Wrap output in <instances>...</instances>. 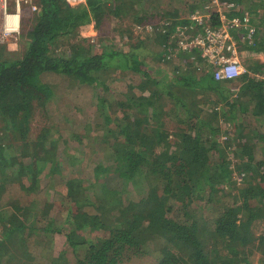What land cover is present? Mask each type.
<instances>
[{
    "label": "trees",
    "instance_id": "1",
    "mask_svg": "<svg viewBox=\"0 0 264 264\" xmlns=\"http://www.w3.org/2000/svg\"><path fill=\"white\" fill-rule=\"evenodd\" d=\"M36 1L41 4L39 12L28 30L21 29L22 51L11 55L5 46H0V118L9 125L2 137H8L10 132L16 141H0V195L11 177L10 167L22 157H32L39 142H47L54 150H60L59 154L48 159L37 156L34 169L28 168L20 177V189L31 186L29 179L34 185V180L46 175V170L48 177L59 175L61 181L71 177L63 200L73 201L85 216L68 213L67 221L57 223L55 214L60 210L56 205L44 203L40 208L36 204L25 207L10 203L0 208V264H49L34 251L43 244L45 235L55 233L66 240L67 253L74 264H133L152 257L156 264H248L253 251L264 255V230L255 234L256 222H263L264 227V155L257 164V178L251 182L243 184L250 174L237 169L243 174L241 185H237L221 149L227 142H243L240 159L249 156V151L264 154V124L246 132V112L234 107L230 85L215 82L204 66L205 70L189 66L190 54L178 55L184 60L168 66L170 75L162 81L152 77L146 69L148 63L137 55L146 52L149 62L154 59L169 65L172 34L176 27L189 26L187 18L174 15L166 19L165 35H147L156 36L153 44L149 37H139L138 44L127 52L110 45L93 51L78 33L91 25L99 27L112 11L122 16L123 12L137 9L136 15H141L136 8L139 0H85L76 6H69L64 0ZM192 1L198 2L195 8L191 5L190 12L202 9L205 3ZM225 1L250 15L255 35L253 46L244 45V50L264 54V0ZM144 15L137 24H144L150 17ZM62 44L66 47L61 50ZM108 69L132 72L141 79L135 88H129L139 94L135 91L130 97H123L128 109L121 112V117L115 115L106 120L105 100L98 98L90 106L102 118L93 123L90 134L82 126H74L75 112L60 118L58 114L29 142L34 103L40 97L49 100L54 96L53 85L44 84L42 78L78 81L77 84L94 90L105 86L102 75L97 74ZM248 70L264 75V63L249 62ZM239 92L240 102L248 97L253 103V114L250 112L249 116L264 121V82L245 75ZM207 96L212 100L201 103V98ZM208 103L212 106L206 107ZM147 106L155 107L154 121L138 128L131 113ZM86 109L87 106L82 110L93 114V109ZM164 117H178L184 127L170 133ZM239 119H243L241 124ZM221 123L232 126L233 132L222 129ZM78 133L82 135L78 137ZM222 137L226 139L221 140ZM253 138L257 141L249 146ZM85 142L96 144L90 147ZM83 159V164L91 168V175L103 169L102 180L95 183L100 187L98 195L95 188H90V180L79 176L78 171L86 170L81 165ZM85 184L87 187L81 188ZM227 189L234 193L230 195ZM124 191L127 194L122 200ZM196 202L199 207L194 210L192 205ZM161 204L165 210L158 212ZM177 204L180 209L175 214ZM91 205L96 215L86 211ZM17 231L23 236H16ZM250 245L252 250L247 248ZM213 252L218 258L210 256Z\"/></svg>",
    "mask_w": 264,
    "mask_h": 264
},
{
    "label": "rangeland",
    "instance_id": "2",
    "mask_svg": "<svg viewBox=\"0 0 264 264\" xmlns=\"http://www.w3.org/2000/svg\"><path fill=\"white\" fill-rule=\"evenodd\" d=\"M249 1L250 3H252V2H259L260 0H249ZM197 2L198 1H192V0H139L136 8H139L138 12L141 13V15H143L144 13H145L144 16L150 14V17L146 18V20L144 21L145 23L147 22L155 23L156 21L157 22L164 21L166 19L169 20L174 15H177L178 19L180 18L186 19L191 10L190 8L191 5L194 4L193 8H195L197 7L195 5V3ZM111 10L113 9L111 8ZM136 11L137 9L129 13L128 10L127 13L123 12L122 16H117L112 11L111 15H109L99 27L98 26L96 27L95 25H91L87 29H84L81 32H79L78 33V36L80 37L79 39L84 40L85 45L89 44L91 50L93 51H100L104 46L110 45L114 49L127 52L131 47H134L135 45L138 44L139 37H143V38L149 37L150 42L152 44L155 43L154 39L156 36L152 37V36H147L146 34L141 35L143 33L135 31V27L137 25H142V24H137L138 22L137 19L141 17V15H136ZM159 12H161V14ZM34 17H36V14H31L27 10H24V16L21 21V29L28 30L29 26L34 20ZM5 47H6V51L9 52L11 55L12 53H20L22 51V48L19 45V40L16 47L10 48L9 50L7 49V46ZM63 47H66V45L63 44L60 45L59 49L62 50ZM244 49L246 48L242 47L240 49L242 54L247 53ZM248 53L250 54V52ZM137 55L138 57H142L143 61L145 60V62L148 63L146 69L150 70V73L153 74L152 77L156 78L159 81L160 80L162 81L164 77H169L170 75L169 73L171 71H170V67L168 66H173L177 64L176 61L182 62L184 60V56L179 57L180 56L179 55L177 56L178 58L173 56L169 61V65H165L152 58H151L152 60H150L149 62L150 55H148V53L146 52L137 53ZM101 75H102L101 80H104L105 86L95 88L94 90H92V88H88L84 86V84L82 85L77 84L78 81L72 82V81L62 80L63 81L62 82L61 78L60 79L42 78V82H44V84L50 83L51 85H53L52 88H53L54 96H52L51 99L49 100L45 97L42 98L40 97L38 103H34L35 110L32 115L31 123H30V133L28 135L29 142L34 140V138H36L40 130L48 122L52 123V120L56 118V115L58 114L60 118L61 115L62 117L64 115L68 117L70 115H73V113L75 112L77 120L76 122H74L75 124L74 126H76V124L78 126L80 125L82 126L83 129L87 131L88 134H90L93 123H95L98 118H102L101 116L99 117L100 113L98 112V110H94V108L90 106L98 98H102L105 100L106 120L107 119L111 120L115 118V115L121 117V112L126 111V109H128V104L127 102H123L124 100L123 97L134 93L136 89H134L133 92L130 91L129 88L131 86L135 88V86H137V84L141 79L139 78L138 74H134L132 72H126L122 69H108L105 70L104 72L97 74V76H101ZM135 93L139 94L138 91H136ZM208 99L212 100V97L207 96L205 99L202 97L200 102L206 103L207 101H209ZM118 101L120 107L116 109V103ZM73 106L76 107V109H74ZM86 106L87 109L91 108L94 110L92 115L87 113V111L85 112L82 110ZM210 106L212 105L210 104L209 106L206 107H210ZM206 107L204 108V110L207 109ZM150 108L151 107L147 106V108L145 107L142 109H136L134 111L132 110L133 112L131 114L134 117V120H136V124H135L136 127L140 128L139 126L142 123L146 124L150 122L152 123L154 121L152 120V118H154L153 111H155V107L153 109ZM158 110L159 109H157L156 111ZM107 112L109 113V115ZM72 119L73 121H75L74 117H72ZM162 120L164 121V124L167 126V130L170 133L177 131L178 128L184 127L183 124H181V121L179 120L178 117H172V118L164 117L162 118ZM63 124H65V122ZM111 125L113 126L114 124L111 122ZM8 128L9 125H7L4 122V120L0 118V135H1L0 138L5 135V131ZM7 135L8 137L6 136L4 138L2 137L3 139L0 141L4 143L16 142L13 140L14 137L11 136L10 132H8ZM77 135L78 137H80L82 134L78 133ZM220 142L221 141L218 140L217 144H219ZM242 143L243 142H227V144L224 143L223 145H221L223 154H225V159L226 161L229 162L228 169H230L231 175L233 179L236 181L235 183L237 185H241V177H242L237 169H242L247 174H250V178L247 177L246 183L243 184H247L248 182H251L254 178H257L255 176L256 173L258 172L257 164L258 161L263 159V155H264L263 152L261 151L258 152L253 151V153L249 151L248 152V154H250L249 156L243 155L242 159H240L239 151L243 147ZM253 143L255 142H249V146ZM84 144L85 145L90 144L91 147L96 143L85 142ZM244 144H246V142H244ZM59 152L58 150H54V146L49 145L47 142L45 143L41 142V144L39 142L37 144L36 149H33L32 157L28 158V156H25L22 157L21 159H18L19 161L18 164L16 166L10 167L11 177L7 180L6 184L2 188V190H4L3 192L4 194L0 195V208L9 206L10 203L21 204L22 206L25 207L30 206L31 204H36L40 208L42 207L41 205H43L44 203L48 204V206L56 205L57 210H60L57 211V213L55 214V216H57L55 218V221L57 223H59L62 220L67 221L68 213L83 214L85 216V212L78 210V207L74 205L73 201L68 203L63 200V196L64 197L66 196V190H68V188L66 187L72 182L71 177L64 179V181H61L62 179L59 177V175H53V177H48V171L46 170V175H43L39 179L38 178L35 179L34 185H32L33 183L32 180L29 179L31 185L29 188H27L26 190H22L19 187L20 177H24L23 175L24 171H26L28 168L34 169L33 161H35L37 156H41V157L43 156L48 159L49 156H54L56 155V153L59 154ZM88 152H90L89 149ZM236 152H238L237 158L235 156ZM85 153L87 154V151H85ZM67 156H71V155L69 154ZM248 158H251V160H249ZM83 162L84 159L81 160L82 163L81 165L86 170L83 171L81 169V172L78 171L79 176L81 178L85 177V179L90 180V184H91L89 185L90 188L91 189L95 188L94 191L96 192V195H98L100 187L95 186V183H98L99 181L102 180L100 174L101 172H103L102 171L103 169L101 171H98L99 173H96L95 176H93L91 175L92 174L91 168H87L86 167L87 164H83ZM47 163L51 164L50 162ZM64 169L67 170L68 168H64ZM68 171L70 170L68 169ZM64 182L66 183V185ZM67 182L69 184H67ZM86 187L87 184H85L81 188H86ZM224 192H225L224 190L221 191V193ZM227 193L231 195L234 192L233 191L231 192L229 189H227ZM125 194H127L125 193V191L121 193L122 200ZM192 207L194 208V210L198 208L199 207L198 202L193 204ZM178 209H180V204H177V208H174L173 212L177 214ZM51 210H54V208H51ZM164 210L165 208L163 209V205L161 204L160 208L157 211L163 212ZM86 211L91 215H96V210L95 208L92 207V205ZM199 211L203 212V210L201 209H199ZM45 224H47V220H45ZM255 224H257L258 226L255 230V234L257 235L264 230V227H263V222L261 221H258ZM15 234L16 236L19 237L23 236L18 231ZM45 236L46 237L43 244L40 246L39 249H35L34 251L36 255H39V257L43 258L46 261L48 260L49 264H74L73 262H71L73 257L67 253L68 246L66 245V240L60 234L55 233L52 236H47V235ZM247 248L249 250L253 249L251 245ZM213 253L214 254H210V256L216 258L217 257L216 253L215 252ZM133 264H156V260L155 257H152L149 259L147 258L146 261L144 262H141V260L135 261ZM248 264H264V255L261 254V252L259 251H253L252 255L249 257Z\"/></svg>",
    "mask_w": 264,
    "mask_h": 264
},
{
    "label": "built area",
    "instance_id": "3",
    "mask_svg": "<svg viewBox=\"0 0 264 264\" xmlns=\"http://www.w3.org/2000/svg\"><path fill=\"white\" fill-rule=\"evenodd\" d=\"M64 1L69 6L85 3V0ZM204 2L202 9L189 12L188 27H176L174 30L169 48L170 57L190 54L189 66L197 70L206 68L215 82L228 83L244 75L264 82V76L250 74L239 58L240 49L244 45L253 46L255 29L250 23L249 13L225 0ZM40 7L41 4L33 0H0V46L16 47L24 10L37 14ZM167 30L166 20L135 27L136 32L143 33L141 35H165ZM220 127L233 132L232 126L221 124Z\"/></svg>",
    "mask_w": 264,
    "mask_h": 264
},
{
    "label": "crops",
    "instance_id": "4",
    "mask_svg": "<svg viewBox=\"0 0 264 264\" xmlns=\"http://www.w3.org/2000/svg\"><path fill=\"white\" fill-rule=\"evenodd\" d=\"M7 48L10 49L11 47L7 46ZM246 52H247L246 54H242V52L240 50L239 58H240L241 62L243 63V65L246 66L247 69H248L249 62L254 61V62H258V63H264V54L263 53H253V52L248 51V50ZM248 52H250V54ZM252 55L254 56V58H253ZM250 74H255V73L253 71H251ZM261 76H264V75H261ZM243 77H245V75L240 77L237 80L228 82L227 84H229L230 85L229 87H231V89H230V92L232 94L231 95V99H232L233 102L236 103L234 105V107L237 110L239 109L238 112H242V110L244 112H246L245 113L246 117H244L243 118L244 120L243 119L242 120H243L244 123L246 122V124H244V126L245 125H247V126H245L244 128H245L246 132H248V131H250L251 129H253L255 127H257L256 129H258V125L259 124H264V121L260 120V119H258L256 117L253 118V117L249 116L250 112L253 114L252 109H251L253 103H252L251 100H249L248 97H247V99L245 97H243L242 102H240L242 94H240V92H239V87L241 85V80L243 79ZM250 78H252V77H250ZM248 95H249V93H247V96ZM220 104H222V103H220ZM242 120H240L238 122L241 124ZM261 128H263V127L261 126ZM254 141H257V139L253 138L251 140V142H254Z\"/></svg>",
    "mask_w": 264,
    "mask_h": 264
}]
</instances>
